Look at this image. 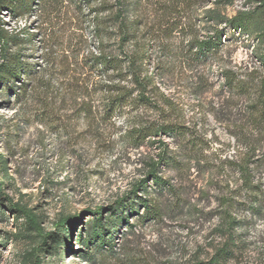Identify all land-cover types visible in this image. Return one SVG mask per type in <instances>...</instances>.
Returning a JSON list of instances; mask_svg holds the SVG:
<instances>
[{
	"label": "rangeland",
	"instance_id": "obj_1",
	"mask_svg": "<svg viewBox=\"0 0 264 264\" xmlns=\"http://www.w3.org/2000/svg\"><path fill=\"white\" fill-rule=\"evenodd\" d=\"M125 1L128 41L98 2L2 9V27L21 43L0 41V65L15 57L26 71L0 83V264H21L35 245L41 264H198L226 243V264H264L262 0ZM240 12L258 20L250 32L221 22ZM216 28L223 44L201 53L197 40ZM168 124L169 133L135 138ZM3 196L32 208L45 237H15L20 221ZM94 230L105 239L87 245Z\"/></svg>",
	"mask_w": 264,
	"mask_h": 264
},
{
	"label": "trees",
	"instance_id": "obj_2",
	"mask_svg": "<svg viewBox=\"0 0 264 264\" xmlns=\"http://www.w3.org/2000/svg\"><path fill=\"white\" fill-rule=\"evenodd\" d=\"M35 0H0V41L3 43V46H10L12 45H19L21 42V39L18 35H12L9 34L8 31L4 30L3 26V20L1 18V12L3 8H6L10 10L14 15L20 16L27 13H30L33 11V3ZM88 3L92 2H98V5L103 8V10L110 11V16L108 17L113 22L118 24L119 31L122 37L123 41H128L129 37L132 35L131 28L129 21L127 19L128 14V4L125 0H118L117 4H110V0H87ZM262 7H264V0L261 1ZM114 11H113V10ZM264 15V12H263ZM256 18L251 16V14L247 12H240L230 18H222L221 22L225 23L228 26H231L234 30H241L244 32H250L251 25L254 23ZM260 37L264 39V28L259 33ZM223 35L224 30L221 28H216V30L208 37L201 38L197 40V48L201 53H208L218 50L221 45L223 44ZM34 34H28L27 40H29ZM131 62L134 63L137 57H141V55L135 54L132 56ZM263 66H264V54L261 57ZM111 62V58L106 57L104 60H102L101 64H109ZM26 66L22 65L19 60L15 57L12 59H8L7 63L0 65V83H2L5 88L9 86L10 83H14L20 78L21 73H25ZM25 75V74H24ZM137 83L141 84L139 78H137V74L135 77ZM126 98V93H122L119 97H116V102H122ZM259 101L261 105L264 106V75L260 80L259 84ZM120 104V103H118ZM174 129L173 125H161L156 127H144L137 130V134L135 138H146L151 135H156L158 133H169ZM163 157V156H161ZM158 162H153L151 164V170L150 175L154 177L153 181L155 185H160V177L158 176L157 170H158ZM241 173L243 174L244 183L246 186L253 187V180L249 178L248 176V169L247 166L244 165L241 168ZM145 187V186H144ZM3 201L7 203L6 208L13 212V220L15 222H18L19 227L17 228V233L15 234V237H23V233H26L28 231H33L37 235H40L41 237H45V235L42 233V227L40 226L39 219L37 214L33 211L32 208H29L27 205L19 202H13L10 198L7 196L2 197ZM146 204H143L145 207V215H150V219H157L159 217V208L154 203H147V200H145ZM125 204V200L121 199L116 207L111 208L109 211H115L118 207H123ZM135 203H129L128 206L131 210V212L134 211ZM138 213V212H137ZM102 212L101 209H98L94 216H96L95 224L97 226H103L104 222L102 220ZM78 220L77 217H74L72 222H76ZM68 221H71L69 217H65L63 219H60L57 222V225H62L67 223ZM70 222V223H72ZM229 222H232V220L229 219ZM117 224V223H115ZM101 231L94 230L92 233L89 234V238L87 241V245H91V243L99 240H104L106 236V232L103 234L100 233ZM20 235V236H19ZM232 237V236H231ZM11 237L9 236L10 239ZM233 238V237H232ZM230 238V239H232ZM233 243V242H232ZM39 245L33 246L29 251H27L24 256L22 257L21 264H30L32 261V258L34 259L33 264H41L39 259L37 258L36 251L39 250ZM234 251L231 248V244L226 243L222 244L221 246L217 247L213 253L209 256V258L205 262H198V264H226L228 261H230V258L233 257Z\"/></svg>",
	"mask_w": 264,
	"mask_h": 264
}]
</instances>
